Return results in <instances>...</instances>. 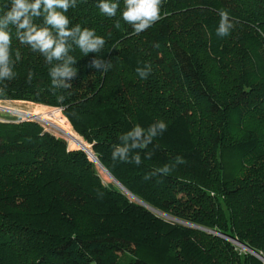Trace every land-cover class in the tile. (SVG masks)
Here are the masks:
<instances>
[{"label":"trees","instance_id":"obj_1","mask_svg":"<svg viewBox=\"0 0 264 264\" xmlns=\"http://www.w3.org/2000/svg\"><path fill=\"white\" fill-rule=\"evenodd\" d=\"M112 2L119 4L114 17L100 11L99 0H76L65 13L70 28L92 29L106 41L87 55L73 46L77 75L69 89L52 86L56 62L21 44L10 26L16 76L0 81V101L60 107L122 188L104 185L83 150L69 149L35 119L0 120V264H155L137 255L140 246L163 249L175 264H261L207 232L264 258V0H162L161 19L139 34L122 19L124 0ZM10 6L0 0V15ZM221 11L233 24L225 37L217 35ZM94 58L111 67L98 71ZM145 65L151 72L141 79L136 69ZM160 120L166 131L130 153L140 154L139 165L112 160L123 134ZM222 146L240 157L230 176L217 155ZM177 156L186 163L176 164ZM166 164L174 166L169 173L144 179ZM125 192L205 230L169 224Z\"/></svg>","mask_w":264,"mask_h":264},{"label":"clouds","instance_id":"obj_2","mask_svg":"<svg viewBox=\"0 0 264 264\" xmlns=\"http://www.w3.org/2000/svg\"><path fill=\"white\" fill-rule=\"evenodd\" d=\"M162 0H124V9L121 13L122 19L132 25L136 34L146 31L156 21L161 19L160 6ZM76 6V0H11L10 8L0 15V81L15 78L13 71L15 61L12 59L10 51L12 44L11 27L14 26L15 34L21 44H26L33 51L41 53L48 64H53L49 71L51 84L57 89H69L72 84L69 82L77 75V69L73 66L77 60L70 54L73 46L87 55L89 53H100L106 43L103 37L97 36L95 31L88 28H81L80 25L69 27L70 21L65 13L70 7ZM100 11L108 16L114 17L119 8V4L112 0H99ZM220 23L217 28V35L225 37L233 27L227 12H220ZM43 19L42 24L35 21ZM11 26V27H10ZM119 26V22H117ZM264 35V32L261 33ZM158 47V45H157ZM15 59H20L19 51L16 52ZM91 67L98 71L107 72L111 67L110 61L102 58H94ZM137 74L141 79H146L151 66L137 67ZM33 73L29 71L27 82L31 83ZM59 101L64 100V96L58 97ZM167 125L160 120L144 129L136 125L133 130L120 137L121 144L114 145L112 160L124 162L141 163V156L137 152L130 158V153L135 149H144L157 135L166 131ZM151 153H147V158H151ZM176 164H184L186 161L181 156H177ZM174 166L164 165V167L154 170L144 176L145 180L160 174L169 173ZM102 195V194H101Z\"/></svg>","mask_w":264,"mask_h":264},{"label":"rangeland","instance_id":"obj_3","mask_svg":"<svg viewBox=\"0 0 264 264\" xmlns=\"http://www.w3.org/2000/svg\"><path fill=\"white\" fill-rule=\"evenodd\" d=\"M250 52H253L255 67L258 68L260 66V68H262V64L260 63V62H262L261 55L259 54L258 49L250 50ZM208 77H207V79H208L209 83L211 82L210 80H212V82H211L212 87H214L215 89H218L217 90L218 93H220V94L223 93L222 90H221L222 85H221L219 79H216L215 75L212 72H209ZM0 106L1 107L12 108V109H18V110L24 111V112L38 111V112L41 113V115L50 117L52 119V121L51 120L44 121V120H41V119H35V120L40 122V123H42L43 125H45L46 129L49 130L50 132H52L55 135H58V136L64 138L65 141L68 144V148L69 149H80V150H83L81 148L82 145L77 144L76 141L71 140L65 134H63L58 128H56L54 123L60 124L64 128V130L69 135L74 137L75 139H80L81 141L86 143V141L83 138H81V136H79L72 129V127L68 123L67 119L62 114L60 107H55V106H50V105L40 104V103H34V102H29V101H18V100L17 101H15V100L0 101ZM59 117H63L65 119V121H64L65 123H62L60 121ZM229 118H230L231 121H233L234 120V115L230 114ZM27 119H34V118H30L26 114L14 113V112H11V111H5V110H1L0 109V120H27ZM53 121H55V122H53ZM252 125H255V123L253 122ZM169 139H170V137H169ZM172 139H174V137ZM178 141L181 142V141H183V139L180 138V139H178ZM87 145L89 146L87 148H89L91 150V145L90 144H87ZM217 155L219 157V160H220L221 164L224 166V174L226 173L225 176H230V174H232L231 172L237 171V169L239 168V165L241 163L240 157L238 156L237 152H233L228 146H222V148H220V150L217 152ZM87 156H88V158H89V160L91 162L97 164L96 161L93 160L88 154H87ZM97 167H98L99 177H100V179H101V181H102V183L104 185L115 183L108 176L106 171L103 170L98 164H97ZM127 198L131 202H136V201H134L135 199L133 197L128 196V194H127ZM137 203L141 207L145 208L150 213H152L154 216H156V217H158V218H160L162 220L167 221L169 224H172V225H184V226H188L190 228L199 229V228H196L195 226L185 224V223H183L181 221L175 220V219H173V218H171L169 216L161 214V212L159 213L157 211H154V210L148 208L147 206H145V205H143V204H141L139 202H137ZM207 233L211 234V235H214V236H216V237H218V238H220L222 240H225L227 242H230L234 246V251L237 254L240 255L242 253H248V254L252 255L257 261H259V263L264 264V262L259 257L253 255L251 252L246 250L243 246H240L239 244H237V241L235 242L234 239L227 238V237H224V236L219 235V234H214L211 231H208ZM137 255L140 256V257H143L144 259H147L148 261H150L152 263H155V264H175V261L163 249L158 248V247H143V246H140L138 248V250H137ZM127 258H128L127 256H124L122 259L124 260V259H127Z\"/></svg>","mask_w":264,"mask_h":264},{"label":"bare ground","instance_id":"obj_4","mask_svg":"<svg viewBox=\"0 0 264 264\" xmlns=\"http://www.w3.org/2000/svg\"><path fill=\"white\" fill-rule=\"evenodd\" d=\"M0 109H1V110H5V111H11V112H14V113H22V114L37 115V116L41 115V113L38 112V111L24 112V111H20V110H18V109H12V108L1 107V106H0ZM42 114H43V113H42ZM40 119H41V120H44V121H47V120H51V121H52V119H51L50 117H48V116H44V115H41V116H40ZM53 122H55V121H53ZM48 123H49V122H48ZM54 124H55L56 128H58V129H59L63 134H65L68 138H70L71 140L76 141L77 144L82 145L81 147L85 148V149L88 151L89 156H90L93 160H95V157H94V155L92 154L91 150H90L89 148H87V147H89V146L84 145V142L81 141L80 139H75L74 137H72L71 135H69V134L64 130V128H63L60 124H58V123H54ZM48 125H49V124H48ZM51 126H52V125H51ZM53 127H54V126H53ZM83 145H84V146H83ZM95 161H96V160H95ZM106 173H107V172H106ZM107 174H108V173H107ZM131 197H132V196H131Z\"/></svg>","mask_w":264,"mask_h":264},{"label":"water","instance_id":"obj_5","mask_svg":"<svg viewBox=\"0 0 264 264\" xmlns=\"http://www.w3.org/2000/svg\"><path fill=\"white\" fill-rule=\"evenodd\" d=\"M28 117H30V118H34V119H40V116L41 115H39V116H37V115H29V114H26ZM84 145H86V146H88L86 143H84ZM88 155H89V153H88V151L85 149V148H83V147H81ZM96 159V158H95ZM103 170H105L98 162H96ZM106 171V170H105ZM107 172V171H106ZM108 176L120 187V188H122L121 187V185L115 180V179H113V177L108 173ZM130 196H132L131 194H130ZM133 197V196H132ZM137 202H139V203H141V204H143V205H145V206H147L148 208H150V209H152V210H154L153 208H151V207H149L148 205H146V204H144L143 202H141L139 199H137V198H135V197H133ZM154 211H156V210H154ZM196 228H199V229H203V228H201V227H198V226H195ZM203 230H205V229H203ZM211 232H213L214 234H219L218 232H215V231H211ZM219 235H221V234H219ZM243 246V245H242ZM246 250H248L249 252H251L253 255H255V256H257V257H259L263 262H264V258L261 256V254H258V253H256V252H254L253 250H251V249H249V248H247V247H245V246H243Z\"/></svg>","mask_w":264,"mask_h":264},{"label":"built area","instance_id":"obj_6","mask_svg":"<svg viewBox=\"0 0 264 264\" xmlns=\"http://www.w3.org/2000/svg\"><path fill=\"white\" fill-rule=\"evenodd\" d=\"M236 242V241H235ZM237 244H239L238 242H237ZM240 246H242L241 244H239Z\"/></svg>","mask_w":264,"mask_h":264}]
</instances>
